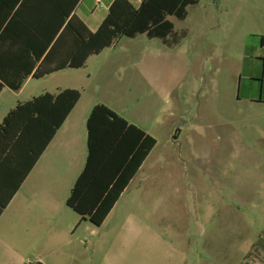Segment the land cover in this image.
<instances>
[{"label": "rangeland", "instance_id": "374dc122", "mask_svg": "<svg viewBox=\"0 0 264 264\" xmlns=\"http://www.w3.org/2000/svg\"><path fill=\"white\" fill-rule=\"evenodd\" d=\"M104 4L90 2L97 22ZM170 21L186 32L174 48L123 37L82 70L6 90L0 124L10 106L71 86L81 107L104 104L157 141L98 236L76 232L79 255L95 240L100 264H263L264 104L238 93L264 37V0H201Z\"/></svg>", "mask_w": 264, "mask_h": 264}, {"label": "trees", "instance_id": "16d2710c", "mask_svg": "<svg viewBox=\"0 0 264 264\" xmlns=\"http://www.w3.org/2000/svg\"><path fill=\"white\" fill-rule=\"evenodd\" d=\"M201 0H114L96 32L75 14L81 0H0V94L20 91L65 69L84 68L123 38L146 35L168 48L181 44L170 18L183 21ZM4 44V47L2 46ZM260 44L264 47V37ZM256 81V79H252ZM264 84V73L258 79ZM78 90L44 93L19 103L0 124V217L79 102ZM264 102V94L261 98ZM87 156L66 206L83 221L104 224L157 141L104 104L87 122Z\"/></svg>", "mask_w": 264, "mask_h": 264}, {"label": "crops", "instance_id": "0c3cea01", "mask_svg": "<svg viewBox=\"0 0 264 264\" xmlns=\"http://www.w3.org/2000/svg\"><path fill=\"white\" fill-rule=\"evenodd\" d=\"M93 1L104 2V8L108 13V9L114 0ZM129 1L132 4L137 2L138 7L142 2V0ZM90 2L91 0H81L74 14L86 24L91 32H96L107 13L97 22L89 10ZM82 17L86 20H83ZM91 24H93L92 27ZM2 46L4 47V44ZM92 57L87 60L85 67ZM248 58L244 68L247 82L243 87L240 86L238 98L249 101L251 104H264L261 100L262 94H264V84L257 81L264 73V47L259 44L252 48ZM82 69H65L60 72ZM252 79H256V81ZM34 80L30 77L18 92L5 87L0 97L6 90H9L14 96H19ZM65 89L77 90L75 87L66 86L58 88L55 92H43L41 94H56ZM80 94L81 98L74 110L0 217V264H100L99 261L95 262V254L97 253L95 240L92 243L87 241L91 247V249L87 247L84 251L87 253V258L83 254L79 255L75 250L77 241L75 234L82 226H85L84 231L93 238L98 236L97 228L99 227L88 221H83L80 216L79 220L71 217V212L76 213L66 206L70 191L86 162L87 118L93 107L99 104L95 102L90 106L81 107L83 94ZM34 97L37 96H31L29 100ZM23 102L10 106L2 121L11 110ZM144 131L149 134L148 131ZM205 190L209 195L213 191L210 188ZM209 209L212 210V204H210ZM152 239L157 240L158 235H154L153 238L148 237L147 242ZM258 253L261 257L262 252ZM260 257H256L255 262L264 264Z\"/></svg>", "mask_w": 264, "mask_h": 264}, {"label": "built area", "instance_id": "2783aa9c", "mask_svg": "<svg viewBox=\"0 0 264 264\" xmlns=\"http://www.w3.org/2000/svg\"><path fill=\"white\" fill-rule=\"evenodd\" d=\"M97 3H101L100 1H97Z\"/></svg>", "mask_w": 264, "mask_h": 264}]
</instances>
